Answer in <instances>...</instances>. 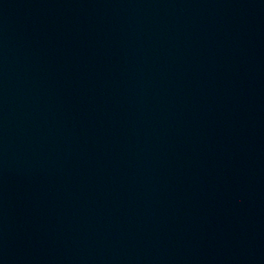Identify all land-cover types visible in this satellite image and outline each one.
Returning a JSON list of instances; mask_svg holds the SVG:
<instances>
[{"label": "water", "instance_id": "water-1", "mask_svg": "<svg viewBox=\"0 0 264 264\" xmlns=\"http://www.w3.org/2000/svg\"><path fill=\"white\" fill-rule=\"evenodd\" d=\"M0 264H264V0H0Z\"/></svg>", "mask_w": 264, "mask_h": 264}]
</instances>
